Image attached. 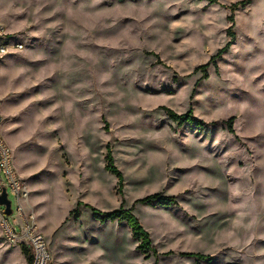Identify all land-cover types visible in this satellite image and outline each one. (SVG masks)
<instances>
[{"label":"rangeland","instance_id":"rangeland-1","mask_svg":"<svg viewBox=\"0 0 264 264\" xmlns=\"http://www.w3.org/2000/svg\"><path fill=\"white\" fill-rule=\"evenodd\" d=\"M241 1L0 0V25L24 45L0 60V133L49 264H264V0L235 11V40L211 61ZM153 194L175 204L134 205ZM80 202L132 210L157 256L124 223L71 215ZM0 264H27L1 224Z\"/></svg>","mask_w":264,"mask_h":264},{"label":"built area","instance_id":"built-area-1","mask_svg":"<svg viewBox=\"0 0 264 264\" xmlns=\"http://www.w3.org/2000/svg\"><path fill=\"white\" fill-rule=\"evenodd\" d=\"M24 49L21 42L15 41L12 36L0 25V60L18 53ZM2 116L0 113V127ZM6 195L11 203L12 214H5L6 208H0V224L4 239L11 246H25L32 256V264H49L50 255L44 236L39 232L33 214H27L23 203L28 198V191L19 177L14 166L12 150L0 133V197ZM15 200L16 210L13 208Z\"/></svg>","mask_w":264,"mask_h":264},{"label":"trees","instance_id":"trees-1","mask_svg":"<svg viewBox=\"0 0 264 264\" xmlns=\"http://www.w3.org/2000/svg\"><path fill=\"white\" fill-rule=\"evenodd\" d=\"M210 5L216 4L217 0H206ZM251 0H244L235 4H232L228 7V10L230 11V17H229V23L230 27L227 30V36L229 38V42L226 44V46L221 49L217 55L213 56L211 58V61H215L222 53L229 50L231 45L233 44V41L235 40V34L233 32L234 29V13L235 11L240 7H245V5L249 4ZM209 67V64L200 66L196 69L197 72H201L203 75V79L208 78V72L207 69ZM169 119L176 123L177 126H192V127H201L202 123L196 120L192 112H188L184 115H178L174 111L163 108ZM233 121L234 119H230L228 122V129L231 133H233ZM105 162L106 166L105 169L110 174L114 175L117 178V190L119 193L122 192L123 188V175L118 170V168L115 166L114 158L112 155L111 150L109 147H107V153L105 156ZM175 204V198L169 197V196H163L161 194H153L149 195L146 198L137 200L134 205H147V206H153V207H161V208H169ZM86 207L89 208L93 214L96 220L100 221L101 223L105 222H118V223H124L126 224L129 229L131 230L132 236L134 240L138 242L137 250L143 254L146 258H148V255L152 253L154 256H157L156 248L152 245V241L150 238V234L143 228L141 225L139 219L132 213V210H124L121 208L118 211H114L111 213H102L93 207L89 205H84L83 203H78L77 209H75L73 212H71V215L74 213H78V209L80 207ZM20 250L22 255L25 257L27 264H32V256L30 254V251L25 246H20ZM185 257H196L202 261H205L207 257L201 254H194V253H184L182 254Z\"/></svg>","mask_w":264,"mask_h":264},{"label":"water","instance_id":"water-1","mask_svg":"<svg viewBox=\"0 0 264 264\" xmlns=\"http://www.w3.org/2000/svg\"><path fill=\"white\" fill-rule=\"evenodd\" d=\"M0 205L6 208L5 214L10 216L12 214L11 203L7 200L6 195L0 197Z\"/></svg>","mask_w":264,"mask_h":264},{"label":"crops","instance_id":"crops-1","mask_svg":"<svg viewBox=\"0 0 264 264\" xmlns=\"http://www.w3.org/2000/svg\"><path fill=\"white\" fill-rule=\"evenodd\" d=\"M22 254V253H21Z\"/></svg>","mask_w":264,"mask_h":264}]
</instances>
